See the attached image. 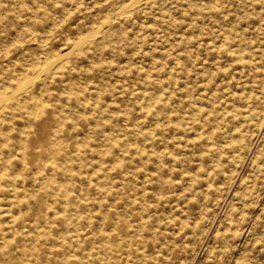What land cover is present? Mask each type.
<instances>
[{
  "label": "rangeland",
  "instance_id": "rangeland-1",
  "mask_svg": "<svg viewBox=\"0 0 264 264\" xmlns=\"http://www.w3.org/2000/svg\"><path fill=\"white\" fill-rule=\"evenodd\" d=\"M258 2L0 0V264H264Z\"/></svg>",
  "mask_w": 264,
  "mask_h": 264
},
{
  "label": "bare ground",
  "instance_id": "bare-ground-1",
  "mask_svg": "<svg viewBox=\"0 0 264 264\" xmlns=\"http://www.w3.org/2000/svg\"><path fill=\"white\" fill-rule=\"evenodd\" d=\"M259 0H256V7L258 8H260V7H263V2L261 3V4H259V2H258ZM225 7V6H224ZM224 7H222V5L219 7V8H216V9H212L214 12H216V13H221V14H223V12H224V10L223 9H225ZM262 15H263V11H259V12H257L256 13V26H258V24H260L259 22V19H261V17H262ZM22 27V26H21ZM20 27V28H21ZM19 31H17V33H18ZM30 34V33H29ZM227 37V36H226ZM197 38H198V36H197ZM196 38V39H197ZM232 38H233V35H232ZM198 46H196V48H197ZM240 61V60H239ZM42 62V61H41ZM205 64H206V66H207V62L205 61ZM156 93H157V91H156ZM155 94V93H154ZM249 94V93H248ZM186 95H187V97H190L191 95H192V90H186ZM254 96H255V94H254ZM246 97V96H245ZM153 103V102H152ZM177 108L174 106V104H172L171 106H170V108L168 107V105H167V107H164V106H161L160 107V109H159V111H157L158 112V114L156 115V124H155V126H151V127H148V130H147V132L145 133V135H144V138H145V140H146V146L148 147V148H150L151 150H153V149H157V151H155V152H151V153H148L146 156H145V158H151L152 159V161H153V164L155 165L156 164V167L158 168V162L161 160V159H163V158H167L168 160H169V158H168V155H164V153H163V151H164V148H165V146H167L168 144H172L171 142H172V140L173 139H171V138H174V133L176 132V133H181L182 132V130H180L179 129V127L177 126L176 127V125L174 124V123H172L173 122V120L174 119H172V117L170 116L171 115V111L173 110V111H175ZM169 111H170V113H169ZM34 112V111H33ZM145 112V111H144ZM28 113V112H27ZM221 116V115H220ZM219 116V117H220ZM172 123V124H171ZM259 123V122H258ZM198 130V129H197ZM165 131H167V132H169L171 135L169 136V139L167 140V138L165 137V136H163L162 135V133H164ZM262 131V130H261ZM262 133V132H261ZM264 133V132H263ZM157 134H160L159 136H157ZM251 134V133H250ZM255 134V133H254ZM208 136V135H207ZM156 137V138H155ZM230 138V137H229ZM233 139H235V138H233ZM233 139H232V141H233ZM249 139V138H248ZM154 145H156L155 147H153ZM249 146V145H248ZM252 147V146H251ZM250 152V151H249ZM240 156V155H239ZM241 157V156H240ZM47 159H45V161H46ZM49 160V159H48ZM139 161H142V160H140L139 159ZM4 169V168H3ZM131 171H130V175L128 176V178L127 179H129L130 178V176H131V173H132V169H130ZM89 173V172H88ZM142 173H143V175H145L146 177H147V174L149 175V176H151L152 174L150 173V172H148V171H146V170H143L142 171ZM89 175V174H88ZM156 178V177H155ZM243 178V177H242ZM244 180V179H243ZM59 181V180H58ZM242 181V180H241ZM119 182H116V184H115V190H114V193L116 194L119 190H120V186H119ZM60 186V185H59ZM14 190V189H13ZM131 193L132 194H135V193H140L141 191H143V190H141V191H133L132 189H131ZM65 195V194H64ZM141 196L143 197V196H145V193L144 194H141ZM147 196V195H146ZM252 202V201H251ZM131 203L134 205V206H136V204L131 200ZM232 206V205H231ZM230 206V207H231ZM52 211H53V209H52ZM52 213H54V212H52ZM230 217V216H229ZM142 218V217H141ZM218 219V218H217ZM12 220V219H11ZM218 221V220H217ZM99 226L100 227H103V226H105V224H104V222H101V223H99ZM37 227V226H36ZM35 227V228H36ZM40 226H38V228H39ZM111 238H112V235H110V236H105L104 235V233H101V235L98 237H96V240L98 241V242H100V244L98 245V246H94V247H92V248H96V251H97V253H99L100 254V252H102V251H104V250H112V246H113V244H112V242H111ZM89 255H90V252H89V250L88 251H86L85 252V254H84V257L86 258V259H89Z\"/></svg>",
  "mask_w": 264,
  "mask_h": 264
}]
</instances>
